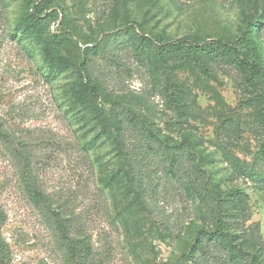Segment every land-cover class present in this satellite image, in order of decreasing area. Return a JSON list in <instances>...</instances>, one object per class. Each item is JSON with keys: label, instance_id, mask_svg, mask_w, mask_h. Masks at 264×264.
Segmentation results:
<instances>
[{"label": "rangeland", "instance_id": "obj_1", "mask_svg": "<svg viewBox=\"0 0 264 264\" xmlns=\"http://www.w3.org/2000/svg\"><path fill=\"white\" fill-rule=\"evenodd\" d=\"M41 1L0 0V231L10 264H74L70 246L87 243L90 264H245L221 247L196 245L213 230L220 198L233 200L231 232L250 253L246 263L264 264V79L252 87L233 58L221 57L206 70L173 63L167 77L154 47L137 36L222 39L264 67V29L250 27L264 0H52L42 16L59 13L50 32L64 20L59 49L69 69L61 73L18 31ZM92 86L101 114L67 100ZM117 108L191 160L176 165L135 128L129 144L147 149L138 168L148 188L125 176L106 185L129 167L103 124Z\"/></svg>", "mask_w": 264, "mask_h": 264}, {"label": "trees", "instance_id": "obj_2", "mask_svg": "<svg viewBox=\"0 0 264 264\" xmlns=\"http://www.w3.org/2000/svg\"><path fill=\"white\" fill-rule=\"evenodd\" d=\"M50 3H52V0H43L38 4L34 3L32 8L33 11L28 12L24 18H21L18 31L23 38H27L41 47L43 62L48 70L61 73L69 69L67 66L68 62L61 56V50L59 49L64 45V41L66 40L64 33L59 31L64 20H61L56 31L50 32L51 25L56 24L59 17V13L57 12H49L45 14V16H42L43 11L49 9ZM250 27L251 33L256 29L258 30V28L264 29V8L261 13L251 21ZM137 36L142 45L154 47L155 62L160 70L165 71L167 77L171 76L169 72L173 63H195V65H199L206 70L210 60H216L219 57L225 60L233 58L242 71L246 73L250 85L254 88H262L264 67L252 57L240 52L238 47L229 44L225 40L219 39L209 43H191L185 39L178 40L177 42L155 39L147 36L144 32L137 34ZM52 46L54 50H52ZM87 49L88 47L86 50ZM53 51H57L58 56H55ZM84 92L87 96L76 92L68 96L67 100H70L73 106L81 107L85 111L93 108L97 114L104 112V109L100 107L98 102L100 98L98 89L92 86L89 90L85 89ZM259 97H262L264 100V94H259ZM105 116L106 123L103 124L113 131V142H115L118 147V154L121 156L125 155V157L130 156V158L127 159L129 160L127 163L129 164V167L126 168L127 170L125 172V169L121 170V173H119V171L114 172L110 177L103 180L106 185H110L111 182H115L123 178V176L127 177L129 180L136 179V181L138 180L137 182H141L142 180L148 182V180H150V177L146 174L144 175L142 170L138 168V165H140L144 157L148 155L146 147L144 148L141 143H135V145L129 144L132 143L130 140H132L131 138H133L135 134V128H139L141 132L147 133L149 138L159 143L162 147L164 146V150H167L173 162L177 163L176 165L180 164L184 159L188 161L191 160L187 149L167 143L169 138H166L167 140L157 139L156 135H154L148 127L147 121L137 116L132 110L117 108L109 115L105 114ZM136 132L138 133V131ZM137 137L136 135V138ZM168 149H170V151H168ZM133 155L139 158L136 159ZM136 160H138L137 163H135ZM237 167L236 169L245 176H253V179L259 177L257 173H255V170L247 168L246 166ZM146 182H141V184L144 185L145 188H148ZM155 186L156 185L151 182L149 187L153 189ZM218 201L217 211L213 215L214 228L211 232H207L201 240H198L196 245L200 248H204L206 244H213L214 246L224 249L232 262L247 264V256H249L250 253L242 248V244L234 241L235 238L231 232L232 228H235L236 220L229 209L233 205V200H221L220 198ZM4 222L5 215L0 208V228ZM89 247V243L84 244L83 247H79V244L70 246L74 264H90L87 260L88 254L84 251H87ZM255 259L256 258L251 259V264H257ZM10 262L11 250L0 231V264H10Z\"/></svg>", "mask_w": 264, "mask_h": 264}]
</instances>
